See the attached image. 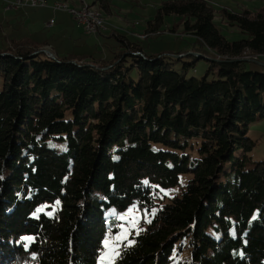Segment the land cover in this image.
Instances as JSON below:
<instances>
[{
  "label": "trees",
  "instance_id": "16d2710c",
  "mask_svg": "<svg viewBox=\"0 0 264 264\" xmlns=\"http://www.w3.org/2000/svg\"><path fill=\"white\" fill-rule=\"evenodd\" d=\"M216 10L164 0L147 22L153 34L178 18L200 57L146 55L113 31L122 50L98 67L30 40L0 50V264H98L134 205L153 215L111 264H264V160L248 136L264 71L242 59L264 57V4ZM217 14L242 38L226 40ZM182 176L180 196L160 197Z\"/></svg>",
  "mask_w": 264,
  "mask_h": 264
},
{
  "label": "rangeland",
  "instance_id": "374dc122",
  "mask_svg": "<svg viewBox=\"0 0 264 264\" xmlns=\"http://www.w3.org/2000/svg\"><path fill=\"white\" fill-rule=\"evenodd\" d=\"M110 1L112 4V12H110L111 14L109 15L100 12L95 7L92 8L93 10L98 11L105 20V29L97 34H85L79 27H77L75 21L72 20L73 18L67 12L53 11L51 9V6L55 3L65 4L68 9H72L74 8L72 2L80 5V0H59L48 4L47 8L24 7L18 11H4V3L1 2L0 50H7L10 48V39L14 38L16 40L23 37L24 35L21 33L25 32L26 28L27 30H31V32H35V28L32 24H36L38 27L33 38L48 42L52 49L47 45L44 48L52 52L55 58H58V56L64 57L66 55L77 58L92 56L95 58L94 60L88 59V61L81 60L78 62L87 63V65L92 67H98L99 64L112 62L114 56L122 50L119 46V42L115 38V36L119 37L121 35L125 36L128 41H133L140 45L144 49L143 51L146 55L151 54L180 58L182 55L177 54L185 52L187 55L191 54L200 57V53H198L193 47V37L183 34L178 18L165 17L163 23L160 25L161 29L158 33L156 32L152 34L146 30L147 22L153 19L158 6L164 0ZM207 1L217 9L216 11L221 10V8H226L230 11H237L239 8L255 10L264 4V0ZM84 2L87 5H91L93 0H84ZM215 23L226 40L236 41L242 38L237 28L229 27L222 20L220 14L216 15ZM172 29L174 32H170ZM112 31L116 33L115 36L112 35ZM134 55L139 54L135 53ZM259 57L257 59V57L251 58V56H245L242 59L246 61L257 60L258 63L262 60L264 61V59H261L262 57ZM185 59L190 60L191 57H186ZM219 59L225 60L227 58L219 56L218 60ZM117 62L118 61L115 63ZM257 62H251V65L256 69H262L264 71V68L259 67ZM204 63L206 62L203 60L198 62L194 74L202 76L205 73L204 71L207 65ZM248 136L256 141V146L251 152L252 158L255 161L264 160V121L252 125ZM186 181V177H180L179 185L175 188L161 191L159 194L160 197L163 195L168 198L180 196ZM152 215L153 211L148 212L146 209L139 208L136 205L129 207L126 211L120 214H114L115 224L113 228L112 226H107L108 233L102 243V251L98 264H111L119 247L128 244L129 236L133 233H137L140 229L141 223L148 221Z\"/></svg>",
  "mask_w": 264,
  "mask_h": 264
},
{
  "label": "built area",
  "instance_id": "2783aa9c",
  "mask_svg": "<svg viewBox=\"0 0 264 264\" xmlns=\"http://www.w3.org/2000/svg\"><path fill=\"white\" fill-rule=\"evenodd\" d=\"M4 3L5 10H17L24 7L29 8H45L48 4L45 0H13L4 1L0 0V3ZM53 11L67 12L75 21L77 27H79L85 34H97L105 29V25L97 23V20L88 19V5L85 4V8L79 10H63L60 4L55 3L51 6Z\"/></svg>",
  "mask_w": 264,
  "mask_h": 264
},
{
  "label": "crops",
  "instance_id": "0c3cea01",
  "mask_svg": "<svg viewBox=\"0 0 264 264\" xmlns=\"http://www.w3.org/2000/svg\"><path fill=\"white\" fill-rule=\"evenodd\" d=\"M5 1H13V0H5ZM46 1V3L47 4H51V3H54V2H57V1H59V0H45ZM65 1V0H64ZM73 3V7L74 8H77L78 7V5L79 4H77V3H75V2H72ZM67 4V3H66ZM82 4H85V2H84V0H80V5H82ZM79 5V6H80ZM45 8H47V7H45ZM239 9H242V8H239ZM238 9V10H239ZM18 10H20V9H17V10H5L4 9V11H18ZM230 11V10H229ZM234 11V10H233ZM73 20V19H72ZM35 23V22H34ZM33 26H34V28H35V32H36V29H37V27H38V25H36V24H32ZM36 25V26H35ZM49 25V24H48ZM23 26H24V24H23ZM25 28V27H24ZM78 30V29H77ZM79 31V30H78ZM35 32H31V30H27V28H26V31L25 32H23V33H21V34H23L24 36L23 37H20L19 39H16V41H21V40H30L31 42H33L34 44H36V45H38V46H40V48L41 49H44V47L47 45V46H49V48H51V46L49 45V43L48 42H46V41H41V40H37V39H34L33 38V36H34V34H35ZM80 32V31H79ZM81 33V32H80ZM122 36V35H121ZM75 39H77V38H75ZM10 40H15L14 38H11ZM52 49V48H51ZM57 56V55H56ZM59 57V56H58ZM260 58V57H259ZM261 59H264V57H262ZM263 61V60H262ZM262 61H260V63H258L257 65L259 66V67H262V68H264V64H263V62ZM253 67V66H252ZM256 68H254V70H255ZM256 70H258V71H263L262 69H256Z\"/></svg>",
  "mask_w": 264,
  "mask_h": 264
},
{
  "label": "bare ground",
  "instance_id": "6f19581e",
  "mask_svg": "<svg viewBox=\"0 0 264 264\" xmlns=\"http://www.w3.org/2000/svg\"><path fill=\"white\" fill-rule=\"evenodd\" d=\"M60 7L63 10H79L81 8H85V4H82L79 7L72 8V9H68L65 4H60ZM92 8L93 7H90L88 5V19H90V20H97V23H101V24L105 25V20H104L103 16L98 11H95ZM250 62L256 63L255 61H250Z\"/></svg>",
  "mask_w": 264,
  "mask_h": 264
},
{
  "label": "water",
  "instance_id": "95a60500",
  "mask_svg": "<svg viewBox=\"0 0 264 264\" xmlns=\"http://www.w3.org/2000/svg\"><path fill=\"white\" fill-rule=\"evenodd\" d=\"M39 53H44L46 54L50 59L52 60H56L55 56L53 55L52 52H50L48 49L44 48V49H40L38 52L34 53V54H39ZM258 63V62H257ZM116 64V63H115ZM110 68V67H107Z\"/></svg>",
  "mask_w": 264,
  "mask_h": 264
},
{
  "label": "snow or ice",
  "instance_id": "6c2138e0",
  "mask_svg": "<svg viewBox=\"0 0 264 264\" xmlns=\"http://www.w3.org/2000/svg\"><path fill=\"white\" fill-rule=\"evenodd\" d=\"M38 211H40V210H38Z\"/></svg>",
  "mask_w": 264,
  "mask_h": 264
}]
</instances>
